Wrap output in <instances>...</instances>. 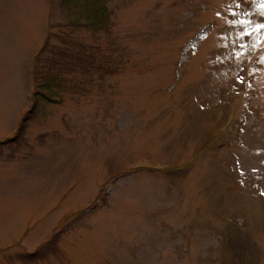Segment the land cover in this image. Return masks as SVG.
<instances>
[{
  "label": "rangeland",
  "instance_id": "rangeland-1",
  "mask_svg": "<svg viewBox=\"0 0 264 264\" xmlns=\"http://www.w3.org/2000/svg\"><path fill=\"white\" fill-rule=\"evenodd\" d=\"M91 1L0 0V264H264V0Z\"/></svg>",
  "mask_w": 264,
  "mask_h": 264
},
{
  "label": "trees",
  "instance_id": "trees-1",
  "mask_svg": "<svg viewBox=\"0 0 264 264\" xmlns=\"http://www.w3.org/2000/svg\"><path fill=\"white\" fill-rule=\"evenodd\" d=\"M73 0H61L62 3L64 4H69L71 3ZM94 3H96L94 0H93V3L91 1V22L93 23V26H96L98 23H102L103 19H102V16L105 18V9L104 7L102 6V8H98L94 5ZM92 4L94 7H92ZM102 19V20H101ZM87 58V56L85 57V59ZM91 62V59L88 58V63ZM45 78V77H44ZM51 80L48 79V78H45V80L42 82V84L40 83L37 88H36V92H35V96H34V100H33V107L30 108L27 113L22 117L21 121H20V124L18 126V129L16 131L15 134H13L12 136H8V138H5L4 141H8L9 139H15V137L20 134L23 130V128L26 126V123L28 122V120L31 118L32 114L34 113V108L36 107V104L37 102L40 100H44V101H47V102H50V101H53V91L51 90ZM56 93V92H55ZM52 96V98H51ZM44 245H47V246H43L45 248L44 249H47L49 247H52L53 243H52V237H50L49 239L45 240ZM42 246V244H40L38 247ZM37 247V248H38ZM41 248V247H40ZM36 250L33 251V252H28L24 255H26L25 257H33L35 254H36Z\"/></svg>",
  "mask_w": 264,
  "mask_h": 264
},
{
  "label": "snow or ice",
  "instance_id": "snow-or-ice-1",
  "mask_svg": "<svg viewBox=\"0 0 264 264\" xmlns=\"http://www.w3.org/2000/svg\"><path fill=\"white\" fill-rule=\"evenodd\" d=\"M234 23H242V22H240V21H234ZM260 27H264V25H261ZM245 34H247V33H245Z\"/></svg>",
  "mask_w": 264,
  "mask_h": 264
}]
</instances>
